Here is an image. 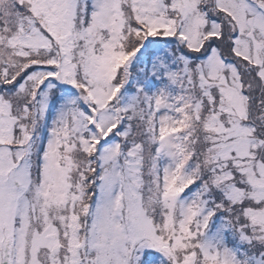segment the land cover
<instances>
[{"label": "snow or ice", "instance_id": "1", "mask_svg": "<svg viewBox=\"0 0 264 264\" xmlns=\"http://www.w3.org/2000/svg\"><path fill=\"white\" fill-rule=\"evenodd\" d=\"M0 264H264V0H0Z\"/></svg>", "mask_w": 264, "mask_h": 264}]
</instances>
